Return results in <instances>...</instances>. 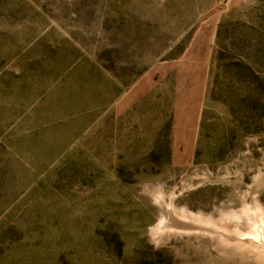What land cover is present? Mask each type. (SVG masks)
I'll use <instances>...</instances> for the list:
<instances>
[{
  "label": "rangeland",
  "instance_id": "obj_1",
  "mask_svg": "<svg viewBox=\"0 0 264 264\" xmlns=\"http://www.w3.org/2000/svg\"><path fill=\"white\" fill-rule=\"evenodd\" d=\"M248 207L264 0H0V264H253L157 226Z\"/></svg>",
  "mask_w": 264,
  "mask_h": 264
},
{
  "label": "bare ground",
  "instance_id": "obj_2",
  "mask_svg": "<svg viewBox=\"0 0 264 264\" xmlns=\"http://www.w3.org/2000/svg\"><path fill=\"white\" fill-rule=\"evenodd\" d=\"M246 209L240 219V227L242 232L228 233L224 230H216L206 227L199 222H187L181 223L176 220H166L165 223L161 221L158 226V231L164 227H172L181 230L194 231L202 234H208L215 236L218 240L226 243H233L241 249H246L253 259L259 263L264 264V214L258 208ZM165 218V216H164ZM168 219V218H166ZM237 220H239L237 218ZM171 229V228H170ZM176 231V230H175Z\"/></svg>",
  "mask_w": 264,
  "mask_h": 264
},
{
  "label": "water",
  "instance_id": "obj_3",
  "mask_svg": "<svg viewBox=\"0 0 264 264\" xmlns=\"http://www.w3.org/2000/svg\"><path fill=\"white\" fill-rule=\"evenodd\" d=\"M176 234H179V233H176ZM187 234H194V235L208 238L209 240H212L219 245L229 247L230 249L240 253V255L244 256L246 259L251 261L253 264H257L256 261L253 259V256L249 252H247L246 249H241L238 246L234 245L233 243L222 242L221 240H218V238H216L214 235L211 236V235H206V234H201V233H190V232H187Z\"/></svg>",
  "mask_w": 264,
  "mask_h": 264
}]
</instances>
